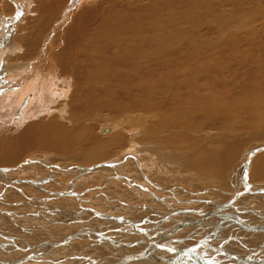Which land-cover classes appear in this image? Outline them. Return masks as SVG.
Segmentation results:
<instances>
[{
  "label": "bare ground",
  "instance_id": "obj_1",
  "mask_svg": "<svg viewBox=\"0 0 264 264\" xmlns=\"http://www.w3.org/2000/svg\"><path fill=\"white\" fill-rule=\"evenodd\" d=\"M12 1L15 2V4H13L17 6V10L20 12L21 9L16 4V0ZM157 1L158 0H156V2ZM213 1L164 0L162 1L163 4H161L165 6V11L171 15V17H169V15L166 17V20L169 22L167 23L163 15L159 16L156 13L160 9H158L154 0H103V2L100 0L101 3L99 0H86L84 7L81 8L78 14L76 13L78 12V6L80 5L79 3L81 0H73L72 4H69L64 16H62L63 19L57 23L60 26L56 25L54 28L52 27V22L58 16L61 6L65 4L66 0H51V3L46 2L37 7L36 12L42 20L39 22L36 19L31 21L33 27L32 30H30L29 37L26 34H24L26 35L24 36L23 31H21L22 34L17 37L19 46L14 43L13 37L8 28V23L2 22L4 23V28L3 30L0 29V200H3L8 194H13L16 197L28 199V201H35L36 204H41L45 210L49 209L48 203L52 202L67 203L68 205L72 202H69V200L72 199L73 202L80 203V201H83L80 199V196L73 194V190H75L79 184H77L79 181H77V178L81 176L80 178L84 179L81 182H86V179H91L94 174L98 172L100 173L96 174L95 177H103L101 176L103 173L113 171L111 172L113 175L110 174L112 182L114 181V183L117 182L123 184V179L129 183V186L131 185L130 188L134 187L133 193H138L139 191L141 194V191L143 192L145 190L151 199L170 208V211H176V214L181 212V214H178L183 215V217L182 221L180 220L177 229L192 225L196 229H201L202 227L208 228L206 237L202 239L197 247L193 248L194 250L191 254L198 253L204 254L205 258L212 257L213 259L208 258L211 264H218L219 260H227V264H264V223L258 225L259 221L264 222V215L262 214L264 212L258 214V212L255 213L252 210H249L251 209L249 204V208H239V204L237 205L235 203L236 200L243 196L242 194L247 192L251 195H264V187H260L259 189L252 188L250 187L252 184L250 185L247 182L250 169L252 181L258 182L264 180V131L257 135H251L253 140H243L240 137L233 138L235 136L229 134L217 135L214 133L209 135L213 137V139L210 140L212 143L217 144L224 140L221 142L224 146L222 147L223 152L218 154L220 155L221 161H214L215 157H213L208 159V161L198 162L197 166H194V169L198 170L208 178H212L216 171L220 169L215 179L217 180V183L219 181H221V183L225 181L224 183L226 187L224 188L221 183H219V186L222 187H217L218 184H214L216 183V181H214L215 179L213 181L210 179L208 183L205 184L206 188H209L208 193L218 191L217 194H219V192L222 193L225 191V193H223L229 195L224 202H218L216 200H205L201 198L200 193H194L191 190L189 191L185 186H177V189L174 186L175 183H173V181L176 182V184L182 182L183 185H185L184 183L186 182H183V180L180 179L181 177H176L174 179L173 175L170 173H165L164 175L160 172L161 167L162 171H165L163 169L164 166L174 168V170L182 166H188L192 169V162L196 158L195 153L201 154L202 152H205V154H203L204 157L207 158L212 156L208 147L203 149V144H199L200 141L196 146L186 147V138L181 137L182 133L186 131L180 126V128H178L179 137L172 138L170 141L173 143L169 144V141L160 139L162 136L161 134L165 133V131L157 128L152 123H149L147 126L146 120L148 117L146 118L139 114H128L130 116L123 114L125 111L141 113L155 110L154 107L158 104L166 109L164 111L169 114L167 117L172 119V126H174L178 123L177 120L180 117L186 119V121H191L193 116H195V112L196 114H200L198 111L193 112L192 109L184 108V106H182V93L185 94L186 90L196 92L197 94L203 93L204 91H212L214 95L211 98L219 101L222 100L227 102L230 100L233 102L240 100L245 102L247 99L251 101V104L243 103V107L231 108L228 106L226 109L229 116L234 117L236 120H258L259 122L264 123V64H261V62H264V18L259 20L254 19L255 21L251 19V21L247 20L246 22H250V24H248V28H245L246 30H242L241 28L237 29L238 26L235 25L237 30L233 37L241 32L246 33L247 35L249 34V37L245 39L247 42L244 40L241 41V39L239 41L234 40V45L231 46L229 44L230 47H232V50H229L230 53L227 52L221 54L224 57L222 58L218 53H222L226 48H224V46L222 47L224 43L221 42L224 39L218 37L219 34L218 36L215 35L209 39L205 32L206 36H203V39L202 37H200L199 40L197 38V36H201L202 31L206 29L204 25H201L205 16L210 18L214 16L215 10L213 11V6L218 3L215 1V4H212L211 2ZM231 1L235 4V7L233 8L231 7L232 5H229ZM231 1L227 0L226 2L231 9H229L228 6V8L226 6L223 8L224 11H226L225 16H220L218 14V17H220L219 19L222 22H225V20L234 21L235 18H237V20H246L251 13L256 11V7L259 6V0ZM222 2L224 3L225 1L222 0ZM261 2L264 3V0H261ZM173 4H176V11ZM218 5L221 6V3ZM155 7L156 10L158 9L157 11H155ZM217 7H215V9ZM16 8L11 5L6 6L7 11H13ZM148 9H150V11ZM161 9H163V7ZM223 9L221 10L223 11ZM216 10L218 11V9ZM162 11H160V13H164V11ZM228 12H230V14H228ZM256 13L257 11L254 14ZM74 17L75 19H73ZM72 20L74 21L71 27H68L67 25H69ZM217 21L218 18L216 17V22ZM206 22L207 21H205V23ZM37 23L42 25L36 26L35 24ZM209 23H207V25ZM228 23L231 25L230 22ZM228 23L226 22V25L218 23H215L214 25L213 23V30L215 31L217 29L219 33H221L220 31L224 27L226 28L229 26L227 25ZM257 23L259 24L254 27ZM48 24L49 26L46 27ZM195 24L197 26L200 24V27L205 29H199L201 32L199 30L194 31L195 29H192V25ZM211 24H209V28L212 30L213 25ZM12 25H14V23ZM209 28L207 29L209 30ZM228 28L230 30V27ZM50 30L51 34L49 35L48 33ZM213 30L211 32L214 33ZM227 32L228 30L226 33ZM46 34L49 35L48 38H46ZM216 38L217 40L221 39L222 41L210 43ZM226 42L227 41H225V43ZM208 43L209 45H207ZM19 47L23 50L20 51ZM230 55H232L234 59L230 58ZM238 58L246 59L239 61ZM224 60L228 61V63L222 66ZM229 63L234 66L230 67ZM241 71H245V73H239ZM251 71L258 72V77L254 80L251 78L252 75H255L256 73ZM197 73L198 75L202 74V77H196L197 75L195 76V74ZM162 75L165 78L161 77ZM208 76H213L215 79H210ZM201 79L203 82L199 85L198 81ZM249 90L251 91L249 95H243L244 92L242 91ZM200 96L201 95H198L197 98ZM202 99H209L208 95ZM176 101L179 102V106L174 110H168L171 107L169 106L171 102ZM197 105L207 111L214 108L207 100L204 103L202 102L200 105ZM207 113L210 114L211 112ZM85 118L86 120H84ZM82 121H90L93 123L103 121L104 124L102 123L101 127L99 126V134L107 135L112 132V135H108L109 137L107 139L103 138L106 140L97 141L95 138H92L91 145L87 147V151L83 152V157L87 163H93L87 166L70 162L74 157L80 159L79 154L81 152H75V150L79 147H81V150L82 148L84 150V147L81 144L88 138L89 134H91L90 129L87 127H84L81 130H79L78 127L77 129L75 128V126ZM68 127L75 128L76 130H69L70 128ZM167 133H171V131L168 129ZM189 133L190 132H187V134ZM134 136L136 139H143L145 145H142L140 142L136 143ZM195 136L196 135H194V137ZM154 140H157V144L152 143ZM166 143L169 144L171 149L177 152L167 153L163 151ZM193 144L194 143H192V145ZM135 148L137 154H130L133 153L132 150ZM183 149H185V151H183ZM237 151H241L238 160L235 165L226 170L225 165L233 161ZM44 152L52 154L40 155ZM69 153H74V156L71 157ZM31 155L34 156V158H32ZM56 155L63 156L64 159H58ZM138 155L142 157L146 156L152 160V162L150 161L148 163L155 165V168L152 167V171L155 170V173L158 176H156V180L158 181L154 184L157 187L161 186L163 188L164 192L161 193L162 196H169L170 201L173 200L174 202H170L169 199H165L154 191H151L148 185L147 188H143L141 184H137L139 180L138 182H136L137 179L134 181V178H131L132 174L130 171L119 174V171H122L120 165L125 164L136 169V174H139L147 183H153L150 179L151 175L148 176L147 173L144 172V167L141 166L144 165V163L139 160L140 158ZM25 156L26 158H24ZM258 156L259 159L255 161V158ZM102 159L106 160L94 163ZM218 165H220V168H217ZM147 170L148 169L145 171ZM183 170L186 171L185 169ZM188 170L190 171V169ZM69 171H71V173H66ZM132 173L134 172L132 171ZM177 174L178 173H176V175ZM67 175L68 178H71L68 181H72V183L69 184L71 188L70 190L59 191L48 186V183L52 181L53 178L58 179L56 181V183H58L57 185L62 184V180ZM178 175L180 176V174ZM192 175L189 177L187 176V178L191 180L195 179L196 181H200V179L202 180L201 177L198 178L197 176L194 177ZM132 176L134 177V175ZM162 177L167 181L165 182L166 184L171 181L173 183H170L172 184L171 187L174 186L175 190H170V185H162L164 182H159V179ZM183 177H185V175ZM104 178L105 180H100L104 183L103 186L101 184V188L103 187L102 189L106 187L105 185L107 182L109 185L111 184L109 180H106V176H104ZM107 178H109V175ZM240 186L244 191H239ZM125 188L127 187L125 186ZM29 189H31L30 192ZM96 189L99 191V188ZM236 189L239 192L238 194L234 192ZM252 190L255 192H252ZM92 192H94V189L91 193ZM213 195L216 196V193ZM182 196L184 198H181ZM187 196L188 200H186V202L188 201V204L190 203L189 201L193 203L209 201V205L214 206V210L215 208H218L217 214L216 211L213 212V210V213H210L211 211L207 213L210 209H207V212L202 210L199 211L200 209L197 210L195 209L196 207H188L187 209L182 210L178 204L182 203L181 201L186 199ZM102 197L104 198L105 195L103 194ZM106 197L109 198L107 195ZM191 197L192 199H189ZM217 197L219 196L217 195ZM57 199L59 200L57 201ZM228 199L230 200L228 201ZM176 200H178L177 203H175ZM241 201H239V203H241ZM153 203L155 202H148L144 205L146 207L143 208L146 212L155 214L158 212L160 215H163V212L161 211L163 209H159L157 206L158 204L156 205V208L152 207L155 206ZM174 203L176 205H174ZM247 203H251V201L248 199ZM259 203L261 204V202ZM83 206L80 207V211H78V214H81L80 219H85L84 216L91 218L89 214L85 215L88 211L91 212L92 215L95 214L96 216L101 217L102 212L100 214V212H98L99 210L92 209L93 207H86V209ZM173 206H175V208ZM129 208L130 207H128V209ZM168 208L167 210H169ZM145 210L143 213H146ZM27 211L31 212L32 210L31 208H27ZM0 212L5 214V216L10 217L9 219L12 220L17 227L21 228V226L13 219L14 216L12 217L9 212L1 208ZM38 212L39 210H37V213ZM166 213H169V211ZM59 215L61 216V214ZM245 215L248 219H251H245ZM154 216L153 218L155 219L156 217ZM163 216L169 215L167 214ZM163 216H160L161 219L163 218L165 221L169 220L168 223L171 221L169 226L175 223L172 217L166 219ZM200 217L203 219L210 218V220L208 222L205 220L206 223L204 224L203 221L201 222L200 220H197ZM231 218L235 220L234 224L231 222ZM117 219H115V221ZM213 219H220L221 223L215 226L217 222L213 223ZM53 220H55V216ZM118 221L130 226L129 223L127 224L126 221L124 222L123 219L117 220V222ZM82 222L85 223L83 220ZM150 223L148 224L150 225ZM144 224L148 225L147 222ZM37 225L39 226V224ZM73 225L70 226L73 227ZM131 225L133 226V224ZM135 226L139 227L138 224ZM155 226L158 231L161 227H165L160 223L155 224ZM153 227L146 226L145 228L139 227V229H141L142 234H150L154 229ZM98 230L99 229L94 230L93 228L91 230L81 231L80 233L76 232V235L71 230L73 232L72 234H63L55 237L53 235L55 233L53 232V234L46 233L47 236H49L48 239L45 241L43 240L41 244L33 247V249L29 251L26 256L24 255L23 258L20 256L21 258L19 257L14 260H8L6 264H30L39 261L37 256L42 255V252L45 249L51 250L54 241L62 240L71 243V245L80 244L81 240L79 239L81 238L79 237L85 234L87 235L88 232H92L95 235L97 242L92 246L87 242L90 241V239L85 240L92 247H82L83 251H92L93 253L100 254L102 257L100 256L99 259H101V261L98 262L93 256L90 262L94 263L88 262L85 264H119L126 256L144 251L141 249L138 250L142 245H147L148 247L146 248H149L152 244L162 246L163 250L172 247L171 249H175V251L166 250V253L169 252L179 255L180 250L178 251L176 249L178 247L176 246L185 244L184 242L181 243L182 241L179 240V237L172 238L171 235L164 237L154 236L152 238H146L145 236V238L142 237L139 238V240L137 239L140 241L139 243H135L138 242L135 241V239V242L133 241L134 243H121V240V242H119L110 238L108 233L107 237H103ZM243 230H251V234L245 233V235H251L253 238L246 237L248 239H245V236L238 235ZM201 231L202 230H200V232ZM22 232L25 233L24 230ZM192 232H194V230ZM221 234L227 235L224 237L225 240H222ZM151 235L153 236L154 232ZM218 238L220 239L218 240ZM259 238L260 243H258L255 249L247 243L248 241L253 245ZM76 240H79L80 243H76ZM92 240L91 242H94V240ZM126 241L128 242V240ZM232 241H236L238 245L240 242V245L244 249H242L243 251L240 255L237 254V252H234L228 254V256H223L220 255V253H216V250H214L216 243L217 245L227 246ZM252 241H254V243ZM179 243L181 244L177 245ZM213 243L214 246L212 245ZM61 245L63 244H60V246ZM128 248H131V251ZM183 249L187 250V247ZM163 250H151V252H153L152 257L133 260L127 264H172L173 261L162 258L161 251ZM9 252H11V250H9ZM9 252H5L0 256H9ZM234 255L236 257L238 255H244V258L238 259V257L233 261L231 256ZM68 257L69 256H67V258ZM111 258H114L112 263H106L109 260L111 261ZM40 259L42 258L40 257ZM115 259L117 260L116 263H114ZM67 261H69V259ZM180 264L192 263L186 260L181 261Z\"/></svg>",
  "mask_w": 264,
  "mask_h": 264
},
{
  "label": "rangeland",
  "instance_id": "obj_2",
  "mask_svg": "<svg viewBox=\"0 0 264 264\" xmlns=\"http://www.w3.org/2000/svg\"><path fill=\"white\" fill-rule=\"evenodd\" d=\"M72 1L73 0H66V2H65V4L63 5V6H61V9H60V11H59V13H58V16L53 20V22H52V24H53V26L52 27H56V25H58L57 23H59V21H61L62 19H63V17L62 16H64V14H65V12L67 11V9H68V7H69V4L71 3L72 4ZM155 2H156V0H154ZM162 1H164V0H158L157 2H156V4H157V7H158V9H160V10H158L159 11V13H158V11L156 10V7L154 8L155 9V11H157L156 13L159 15V16H161V15H163V17H165V21L167 22V23H169L167 20H166V17H168V13H167V11H165V6H163L162 4H163V2ZM213 1V0H212ZM215 1H216V3H218V4H220L221 3V6H223V7H221L220 5H218V4H215ZM225 2L223 3L222 2V0H214L213 2H211L212 4L214 3L215 4V6H213L214 8H213V11H214V16H212L211 18L210 17H206L205 16V19H204V21H203V23L201 24V25H204L205 26V28H201L200 26V24L197 26L196 24L195 25H192V29L194 30V31H197V30H199V29H205V30H207V31H202V33H201V36H197V38H198V40H199V38L200 37H202V39H203V36H206L205 35V32H206V34H207V36H208V38L210 39L211 37H213V36H215V35H217L218 36V34H219V36L218 37H220L221 39H224L223 41L221 40V39H218L217 40V38L216 39H214V40H212V42H210V43H214V42H218V41H222L221 43H224L223 45H222V47L224 46V48H226V50H228V51H222V53H218V55H221V54H223V53H230V51L229 50H232V47H230V45L232 46V45H234L233 43H234V40L235 41H239L240 39H241V41H245V42H247L245 39H247L249 36V34L247 35L246 33H240V34H238L237 36H234L233 37V35L236 33V30L237 29H239V28H241L242 30H246L245 28L247 27L248 28V24H250V22L248 23V22H246L247 20L248 21H251V20H254V19H256V20H259V19H262V18H264V3H262L261 2V0H259V2H261V3H259L258 2V7H256V11H257V13L256 14H254L255 12H253V13H251L250 14V18L249 17H247L246 18V20L245 19H240V20H237V18H235V20L233 21V20H225V22L223 21H221L219 18L220 17H218V14L220 15V16H225V12L226 11H224V9L223 8H225V6L227 7H229V9H231V7L233 8V7H235V4L231 1V3H229V5L231 6H229L228 5V3H226L227 2V0H224ZM46 2H50L51 3V0H16V4L18 5V7L21 9V11L20 12H18V8H16L17 6H15L14 4H15V2L14 1H12V0H0V21H1V23H0V29H2L3 30V28H4V23L6 22V23H8V28H9V30H10V34L12 35V37H13V40H14V43L17 45L19 42H17L18 40H17V37L18 36H20L22 33H21V31H23V35L24 34H26L27 36L28 35H30V30H32V23H31V21H34L35 19L39 22L40 20H42V18L40 17V16H38V14H37V12H36V9H37V7L39 6V5H42V4H44V3H46ZM99 2H100V0H99ZM101 2H103V0H101ZM100 2V3H101ZM158 2H159V4H158ZM14 3V4H13ZM86 3V0H81V2L79 3L80 5L78 6V12L76 13V14H78L79 12H80V10H81V8L82 7H84V4ZM162 3V4H161ZM70 4V5H71ZM104 4V3H103ZM261 4V5H260ZM7 5H11V6H13V7H15L16 9L15 10H13V11H7L6 10V6ZM174 6V9H175V11L177 10L176 9V4H173ZM160 6V7H159ZM218 6V7H217ZM221 8H220V7ZM163 7V9H161ZM215 7H217L216 9H218V11L215 9ZM227 7V8H228ZM262 8V9H261ZM221 9H223V11L221 10ZM149 11H150V9H148ZM164 11V13H165V15H164V13H160V11ZM167 10V9H166ZM221 10V11H220ZM162 11V12H163ZM212 11V10H211ZM172 12V11H171ZM170 12V13H171ZM221 12V13H220ZM259 12V13H258ZM215 14H216V16H215ZM223 14V15H222ZM228 14H230V12H228ZM258 14V15H257ZM252 15V16H251ZM2 16H3V18H2ZM169 17H171V15H169ZM216 17L218 18V21L216 22ZM73 19H75V17L73 18ZM251 19V20H250ZM219 20H220V23H219ZM245 20V21H244ZM73 21L74 20H72V21H70V23H69V25H67L68 27H71V25H72V23H73ZM165 21H163L164 23H166ZM205 21H207L206 23H205ZM210 23H209V22ZM255 21V20H254ZM2 22H4V23H2ZM228 23V22H230V24L231 25H229V23L227 24V25H229V26H227L226 28L224 27L220 32L221 33H219V31L217 30H213L214 29V25H215V23H218V24H222V25H226L225 23ZM232 22V23H231ZM14 23V25H12ZM207 23H209V24H211V25H213V23H214V25H213V28H212V30L214 31V33L213 32H211L212 30H211V28H209V24L207 25ZM237 23V24H236ZM62 24V23H61ZM259 23H257L254 27H256L257 25H258ZM36 26H40V25H42V24H40V23H37V24H35ZM55 25V26H54ZM207 25V26H206ZM233 25V26H232ZM238 26L237 27V29L235 28L236 26ZM239 25H240V27H239ZM44 26V25H43ZM49 26V24L48 25H46V27H48ZM58 26H60V25H58ZM27 27H28V29H27ZM228 27H230V30H229V28ZM31 28V29H30ZM207 28H209V30L207 29ZM228 28V29H227ZM232 28H235V29H232ZM219 29V28H218ZM228 30V32L226 33V31ZM234 30V31H232V30ZM226 30V31H225ZM28 31V32H27ZM200 31V30H199ZM223 31H225V32H223ZM26 32V33H25ZM201 32V31H200ZM208 32V33H207ZM65 33H66V31H65ZM212 33V34H211ZM226 35H224V34ZM49 35L51 34V30L49 31V33H48ZM48 34H46V38H48ZM203 34V35H202ZM224 35V36H222V35ZM245 34V35H244ZM26 35H24V36H26ZM242 35V36H241ZM229 36V37H228ZM29 37V36H28ZM27 37V38H28ZM223 37V38H222ZM227 38V39H226ZM233 41H231V40ZM238 39V40H237ZM225 41H227L226 43H225ZM229 41V42H228ZM232 42V43H231ZM228 43V44H227ZM230 44V45H229ZM207 45H209V43L207 44ZM226 45V46H225ZM18 46H19V44H18ZM229 47V48H228ZM5 48V47H4ZM19 49H20V51L21 50H23L21 47H19ZM19 49H18V51H19ZM221 57L222 58H224L222 55H221ZM220 57V58H221ZM230 58H233L234 59V57L232 56V55H230ZM235 58H237V57H235ZM244 59H246V58H238V60L239 61H242V60H244ZM228 63V61H226V60H224V64H222V66H224L225 64H227ZM261 64L263 65L264 64V62L262 63L261 62ZM229 65H230V67H232V66H234V65H231L230 63H229ZM246 71V70H245ZM245 71L244 72H239V73H245ZM251 72H254V73H256L255 75H252V80H254V79H256V77H258V72H255V71H251ZM197 75V76H196ZM202 74H199L198 75V73L197 74H195V76L196 77H202L201 76ZM161 77H163V78H165L163 75L161 76ZM208 77H210V79H215V77H213V76H208ZM201 81V82H200ZM200 81H198L199 82V85L200 84H202V79L200 80ZM71 85H72V83H71ZM71 88H72V86H71ZM250 91V90H249ZM249 91H242V92H244L243 93V95H245V96H247V95H249L250 93H251V91L249 92ZM208 95V98L209 99H206L214 108H212V109H209V111H207L206 109H204V108H201L200 106H198L197 104H199L200 105V103H204L206 100H203L202 98L203 97H207V95ZM198 95H201L199 98H197V96ZM203 95V96H202ZM213 95H214V93L212 92V91H204L203 93H200V94H197L196 92H191V91H189V90H186V93L184 94V93H182L181 94V102H182V106H184V108H189V109H192L193 110V112H195V111H198L200 114H196V112H195V116H193V119L189 122V121H186V119H184V118H179L178 120H177V122L178 123H176L174 126H172V119H170L169 117H167V116H169V114H167V113H165L166 111H164V110H166L164 107H162V106H160V105H156L155 107H154V109L155 110H150V111H147V112H141V113H133V112H131V111H125V113H123V114H131V115H134V114H139V115H143V116H145L146 118H147V120H146V124H147V126L149 125V123H152L153 125H155L157 128H160L161 130H163V131H165V133H163V134H161L162 136H163V138H162V136L160 137V139H162V140H164V141H169L168 143L169 144H172L173 142H171L170 140L172 139V138H175V137H179V135H178V133H179V129L178 128H180V127H182L183 128V130H185L186 132H183L182 133V135H181V137L182 138H186V144H187V146L186 147H193V146H196L197 144H198V142L200 141V145H202L203 144V146H202V148L203 149H205V148H209V151H211V153H212V156L210 157V158H207V157H204V154H205V152H202L201 154L199 153H195V159H194V161L192 162V169L190 168V167H186V166H182V167H178L176 170H174V168H169V167H166V166H164L163 167V169L165 170V171H162V167H161V173L162 174H164L165 175V173H170L171 175H173V177H174V179L176 178V177H178V178H180L181 180H183V182L185 181L186 183H184L185 185H183V183L181 182V183H178V184H176V182H174L173 181V183H175L174 184V186L178 189V187H182V186H185V188L187 189V190H191V191H193L194 193H200V195H201V198H203V199H205V200H213V201H218V202H224V200H226V198H228L229 197V195L226 193V195L224 194L225 193V191H223L222 193H220L219 192V194H217L218 193V191H216V192H211V193H208L209 192V188H206V186H205V184H207L208 183V181L210 180V179H212V181L216 178V176L218 175V172H219V170H217L216 171V173H215V175L212 177V178H208V177H206L205 175H203V174H201L198 170H195L194 168V166H197V163L198 162H205V161H208V159H211V158H213V157H215V159H214V161L215 160H217V162H219V160L221 161V158H220V155H218L219 153H221V152H223V148L222 147H224L223 146V144L221 143V142H223V141H221V142H219V143H217V144H215V143H212V142H210V140L211 139H213V137L212 136H209V135H211V134H229V135H232V136H235V137H233V138H236V137H240L241 139H243V140H253V137L251 136V135H257V134H259V133H261L262 131H264V123H262V122H259L258 120L257 121H255V120H236V119H234V117H231V116H229V114H228V112H227V107L228 106H230L231 108H237V107H243L244 105H243V103H246V104H251V101L250 100H248L247 99V101L245 100V102H243V101H240V100H237V101H227V102H224V101H219V100H216V99H212L211 97H213ZM179 102L178 101H176V102H171V104L169 105V106H171L168 110H174V109H176V107H178L179 106V104H178ZM253 103V102H252ZM207 112H211L210 114H208ZM121 115V114H120ZM102 116H105V115H102ZM123 116V115H122ZM128 116H130V115H128ZM153 117V118H152ZM84 120H86V118L84 119ZM169 122H168V121ZM81 121V120H80ZM150 121V122H149ZM81 124V128H80V124ZM78 124H77V126H75V128L77 129V127L79 128V130H81L82 128H84V127H87V128H89L90 129V131H91V134H89V136H88V138L81 144L83 147H84V150H83V148H82V150L80 149L81 147H79V148H77L76 150H75V152L77 151V152H81L80 154H79V156H80V159H78V157H74L70 162H75L76 164H78V165H84V166H87V165H90V164H93V163H87V161L84 159V153L83 152H85V151H87L86 149H87V147H89L90 145H91V140H92V138H95L97 141H99V140H106L109 136H111L112 134V132H110L109 134H107V135H101V134H99V126L101 127V124L103 123V121H101V122H98V123H93V122H90V121H82V122H79ZM100 123V124H99ZM83 124V125H82ZM85 124H87V125H85ZM99 124V125H98ZM104 124V123H103ZM146 126V127H147ZM180 126V127H179ZM98 127V128H97ZM68 128H70V127H68ZM75 128H70L69 130H76ZM170 130L171 131V133H167V130ZM199 132H198V131ZM72 132V131H71ZM187 132H190L189 134H187ZM198 135H197V134ZM74 134V133H73ZM100 135H101V137H100ZM109 135V136H108ZM194 135H196L195 137H194ZM16 136V135H15ZM96 136V137H95ZM103 136H105V137H103ZM125 137H126V135H125ZM190 137V138H189ZM98 138V139H97ZM103 138H106V139H103ZM126 139V138H125ZM134 139H136V137L134 136ZM227 139V138H226ZM127 141V140H126ZM144 140L143 139H136V143H138V142H140L142 145H145L144 143L145 142H143ZM206 141V142H205ZM229 141H230V139H229ZM203 142V143H202ZM207 142H209V143H207ZM152 143H154V144H157V140H154V141H152ZM192 143H194L193 145H192ZM169 144H165L164 145V148H163V151H165V152H167V153H174V152H177V151H175V150H173V149H171L170 147H169ZM80 149V150H79ZM132 150V149H131ZM135 150V151H134ZM134 150H132V152L133 153H130V154H132V155H134V154H137V151H136V148L134 149ZM183 151H185V149H183ZM74 152V153H75ZM240 152L241 151H237L236 153H235V156H234V158H233V161H231L230 163H228V164H226L225 166V169L226 170H228V169H230L233 165H235V163H236V161L238 160V157H239V154H240ZM74 153H69V155L71 156V157H73L74 156ZM204 153V154H203ZM261 153V152H260ZM43 154H52V153H49V152H44V153H41L40 155H43ZM55 155V154H54ZM198 155V156H197ZM261 155V154H260ZM262 155H263V153H262ZM139 156V160L140 161H142L143 163H144V165H141V166H143L144 168H146V169H148L147 171H145L146 169H144L143 168V170H144V172L145 173H147V175L149 176V175H151L150 176V179L152 180V182L153 183H147L145 180H143L142 179V177L139 175V174H136L137 172H136V169H134L132 166H127V165H125V164H123V165H120V168H121V170L123 171H119V174L121 173V174H123L124 172H127V171H130V173L132 174V175H134V177L131 175V178H134V181L136 180V182H138V180H139V182L137 183V184H141V186H143V188H147L148 186L150 187V189H151V191H154L155 193H157L159 196H161V197H163V198H165V199H169V201H170V197L169 196H162L161 195V193H163L164 192V190H163V188L161 187V186H159V187H157L154 183H157V181L158 180H156L157 179V174L155 173V170H153L152 171V167H154L155 168V165L154 164H151V163H148V162H152V160L150 159V158H148V157H146V156H140V155H138ZM137 156V157H138ZM31 157L32 158H34V156H32L31 155ZM44 157H46V156H44ZM56 157L58 158V159H61V160H63L64 159V157L63 156H59V155H56ZM24 158H26V156L24 157ZM106 159H108V158H106ZM106 159H102V160H98V161H96V162H94V163H97V162H100V161H103V160H106ZM256 160L255 161H257L258 159H259V156L257 157V158H255ZM149 160V161H148ZM69 162V161H68ZM134 165V164H133ZM135 166V165H134ZM129 167V168H128ZM131 167H132V169H131ZM148 167V168H147ZM150 167V168H149ZM153 168V169H154ZM217 168H220V165H218L217 166ZM127 169V170H126ZM181 169H182V171H181ZM183 169H185L186 171H184ZM188 169H190V171L188 170ZM71 170H72V168H71ZM135 173H132V171ZM150 170V171H149ZM179 171V172H178ZM111 172H113V171H111ZM110 171L107 173H103L101 176H103V177H95V175L96 174H99L100 172H98V173H96V174H94V176L91 178V179H86V182H81V181H83L84 179H82V178H77V187L75 188V190H73V194H75V195H78V196H80V199L81 200H83V201H80V203L79 202H73V200L72 199H70L69 200V202L70 201H72L70 204H68V205H70V206H68L67 205V203H59V202H52V203H48V207H49V209L48 210H45L44 209V207L41 205V204H36V202L35 201H28V199H22L23 197H16L15 195H13V194H8L7 196H5L4 198H3V200H0L1 202H0V208L1 209H3V210H5V211H7V212H9L11 215H12V217H13V219L17 222V224H19L20 226H21V228H19V227H17L15 224H14V222H12V220H10L9 218L10 217H7V216H5V214H2L1 212H0V215L2 216H0V255H3V253H5V252H9V250H11V252H9L10 253V255L9 256H0V264H6L7 262H8V260L10 261V260H14L15 258H19L20 256L23 258L24 257V255L26 256L27 255V253L29 252V251H31L32 249H33V247H36L37 245H39V244H41L42 242H43V240L45 241L46 239H48L49 238V236H47V234L46 233H49V234H53V233H55V234H53L54 235V237L55 236H61V235H68V234H72L73 232L75 233V235H76V232H78V233H80L81 231L83 232V231H87V230H91V229H93L94 228V230H97V229H99L98 231L101 233L100 235H102L103 237H107L108 236V234H109V236H110V238H112V239H114V240H116V241H119V242H121V243H134L135 241H138L139 240V238H142V237H144L145 238V236H146V238H152V237H154V236H157V237H164V236H168V235H171L172 236V238H175V237H179V240H181L182 242L181 243H185V244H187V245H185V244H183V245H180L181 243H179V244H177V245H180V246H176V247H178V248H176L180 253L182 252V250L184 251L185 249H183V248H186L187 247V249H188V247L190 248H195V247H197L199 244H200V242L202 241V239L203 238H205L206 237V233H207V229L208 228H206V227H202L201 229H196V228H194V226L192 227V226H189V227H185V228H180V229H177V227H178V225L180 224V220L182 219V217H183V215H179L178 213H180L181 214V212H178L177 214L175 213V214H173V213H171V217H172V219L175 221V223H173L172 225H170L169 226V224L171 223V221H170V223H168L169 222V220H167V221H165V220H163V218L161 219V217H162V215H160V213H150V212H146V210L143 208V207H146V206H144L146 203H148V202H155V203H153V205H155V206H152V207H157L158 206V208L159 209H163V210H161L162 212H167V211H170V208H168V207H165V205H162V204H160V203H158L156 200H153V199H151L148 195H147V193H146V191L144 190L143 192L141 191V194L139 193V191H138V193L137 192H134L133 193V189H134V187L133 188H130L131 187V185L129 186V183L128 182H126V181H124L123 179H122V181H123V184H120V183H114V181L112 182V180H111V176H110V174H112ZM174 172V173H173ZM66 173H71V171H69V172H66ZM176 173H178V174H180V176L177 174L176 175ZM107 174V175H106ZM183 174V175H182ZM193 174V175H192ZM108 175H109V178H107L108 177ZM113 175V174H112ZM185 175V177H183ZM194 176V177H198V178H202V180L200 179V181H196L195 179H188L187 178V176L189 177V176ZM104 176H106V180H109L110 182H111V184L109 185L108 184V182H107V184L105 185L106 187H104V189H102L101 188V184H102V186L104 185V183H103V181H100V180H105V178H104ZM135 176H137V177H135ZM157 176V177H156ZM0 177H1V175H0ZM165 177V176H164ZM164 177H162L161 179H159V182H164V184H162V185H164V186H167V185H170L169 186V189L171 190H175V187L173 186V187H171L172 186V182L171 181H169L168 182V184H166L165 182H167V181H165L164 180ZM193 177V178H194ZM64 178V177H63ZM98 178H99V180H98ZM155 178V179H154ZM185 178V179H184ZM69 179H71L70 177L68 178V175L62 180V184H59V185H57L58 183H56V181L58 180L57 178H53V180L52 181H50L49 183H48V186H50L52 189H54V190H59V191H64V190H70L71 188H70V186H69V184H71L72 183V181L70 182V181H68ZM252 179V175H251V169H250V172H249V174H248V180H247V182L251 185L250 187H252V188H257V189H259L260 187H264V180L263 181H252L251 180ZM61 180V179H60ZM191 180V181H190ZM63 181H65V182H63ZM97 181V182H96ZM133 181V180H132ZM177 181V180H176ZM195 181V182H194ZM214 181H216V183H214L215 185H217L218 184V186L217 187H222V186H219V183H221V181H219L218 183H217V180L215 179ZM34 182H35V180H34ZM94 182V183H93ZM96 182V183H95ZM140 182H142V183H140ZM199 182V183H198ZM205 182V183H204ZM225 182V181H224ZM221 183L222 185H223V187L225 188L226 187V185H225V183ZM93 183V184H92ZM170 183H172V184H170ZM201 183V184H200ZM94 184H95V186H94ZM113 184H114V186H113ZM131 184V183H130ZM161 184V183H160ZM204 186H203V185ZM248 184V185H249ZM99 187H98V186ZM116 185V186H115ZM148 185V186H147ZM125 186L127 187V188H125ZM178 186V187H177ZM92 187H93V189H94V192H92L91 193V191H93V189H92ZM239 187V186H238ZM242 187H243V185H242ZM241 186H240V189H239V191H242L243 189H241L242 188ZM96 188H99V191H98V189H96ZM130 188V189H129ZM1 189V188H0ZM126 189V190H125ZM199 189V190H198ZM97 190V191H96ZM104 190V191H103ZM31 191V189H29V192ZM35 191V190H34ZM86 191V192H85ZM202 191V192H201ZM244 191V190H243ZM175 192V191H174ZM230 192V191H229ZM234 192H236L237 194L239 193L238 192V190L236 189ZM252 192H255V191H253L252 190ZM94 193V194H93ZM191 193V192H190ZM216 193V196L215 195H213V194H215ZM257 193V192H256ZM92 194V195H91ZM103 194L105 195V197L103 198L102 196H103ZM176 194V193H175ZM106 195L109 197V198H107L106 197ZM204 195V196H203ZM217 195L219 196V197H217ZM243 196H241L238 200H236L235 201V203L238 205V206H240L239 208H242V207H245V208H247L248 207V204H249V207L251 208V209H249V210H252L253 212H255V213H257L258 212V214H260V212H264V207H263V205H264V195H262L261 196V194H256V195H251V194H249V192H247V193H245V194H242ZM248 195V196H247ZM128 196V197H127ZM138 196H139V198H138ZM184 196V195H183ZM181 197V198H184V197ZM221 196V197H220ZM228 196V197H227ZM8 197V198H7ZM256 197V198H255ZM21 198V199H20ZM180 198V199H181ZM186 198V197H185ZM251 201V203H247L248 202V199ZM189 199H192V197L191 198H189ZM218 199V200H217ZM231 199V198H230ZM230 199H228V201L230 200ZM8 200V201H7ZM20 200V201H19ZM59 199H57V201H58ZM182 200V199H181ZM186 200H188V196H187V198L186 199H183L181 202L182 203H179L178 204V206H180L181 208H182V210H184V209H187L188 207H196L195 209H197V210H199V211H208L209 209V211L207 212V213H209L210 211V213H213L214 211H216V214H217V210H218V208H215V210H214V206H212V205H209V201H207V202H203V203H199V202H191V201H189L190 203L188 204L187 202H186ZM223 200V201H222ZM241 200H244V201H241ZM257 201V202H255V201ZM260 200V201H259ZM12 201V202H11ZM239 201H241V203H239ZM22 202V203H21ZM27 202V203H26ZM68 202V203H69ZM135 202V203H134ZM170 202H174L173 200H171ZM178 202V200H176L175 201V203H177ZM184 202V203H183ZM259 202H261V204L259 203ZM79 203V204H78ZM138 203V204H137ZM174 203V205H176ZM196 203V204H195ZM208 203V204H207ZM234 203V204H235ZM254 203V204H253ZM17 204V205H16ZM26 204V205H25ZM28 204V205H27ZM30 204V205H29ZM158 204V205H157ZM188 204V205H187ZM197 204H198V206H197ZM243 204V205H242ZM252 205V207H251V205ZM259 204V205H258ZM41 205V206H40ZM84 205V206H83ZM123 205V206H122ZM157 205V206H156ZM206 205H208V206H206ZM255 205V206H254ZM6 206V207H5ZM8 206V207H7ZM23 206V207H22ZM34 206V207H33ZM37 206V207H36ZM93 207L92 209H95V210H99L98 212H100V214H101V212H102V214H101V217H98V216H96L95 214H93L92 215V213L91 212H87V213H85V215L86 214H89L90 216H91V218L90 217H85L84 215H82V216H84V218L85 219H80V215L81 214H78V211H80V207ZM199 206H200V208H199ZM212 206V207H211ZM10 207V208H9ZM56 207V208H55ZM66 207V208H65ZM128 207H130L129 209H128ZM132 207V208H131ZM135 207V208H134ZM174 208H175V206H173ZM206 207V208H205ZM248 207V208H249ZM21 208H23V209H21ZM27 208H31V210L33 211H27ZM34 210H33V209ZM69 208H73V209H69ZM86 208V209H87ZM138 208V209H137ZM167 208L169 209V210H167ZM212 208V209H211ZM62 209H63V211H62ZM67 209V210H66ZM79 209V210H78ZM102 209V210H101ZM208 209V210H207ZM22 210H25V211H22ZM37 210H39V212L37 213ZM66 210V211H65ZM143 210V211H142ZM144 210H145V212L146 213H143L144 212ZM212 210H213V212H212ZM256 210V211H255ZM262 210V211H261ZM35 211H36V213H35ZM68 211V212H67ZM71 211V212H70ZM74 211V212H73ZM160 211V212H161ZM42 212V213H41ZM48 212V213H47ZM50 212V213H49ZM14 213V214H13ZM41 213V214H40ZM69 213H70V215H69ZM83 213V212H82ZM107 213V214H106ZM45 214V215H44ZM59 214H61V216L59 215ZM63 214V215H62ZM103 214H105V215H103ZM263 215H264V213H262ZM23 215V216H22ZM58 215V216H57ZM105 216V217H103V216ZM108 215H111V216H108ZM113 215V216H112ZM115 215V216H114ZM119 215V216H118ZM155 215V216H154ZM17 218H16V217ZM25 216V217H24ZM52 216H53V218H54V216H55V220H53V218H52ZM66 216V217H65ZM78 218H77V217ZM145 216V217H144ZM153 216L154 217H156L155 219L153 218ZM161 216V217H160ZM5 217V218H4ZM19 217V218H18ZM21 217V218H20ZM108 217V218H107ZM149 217V218H148ZM202 217V216H201ZM199 218V219H197V220H200L201 222L203 221L204 222V224L206 223V222H208L209 220H210V218H207V219H203V218ZM61 220H60V219ZM106 218V219H105ZM113 218V219H112ZM118 218V219H117ZM179 218V219H178ZM181 218V219H180ZM64 219H66V220H64ZM67 219H69V220H67ZM72 219V220H71ZM77 219H79V220H77ZM100 219V220H99ZM108 219V220H107ZM115 219H117V220H124V222L126 221L127 222V224L129 223V225L130 226H127V225H125V224H123L122 222H120V221H118V222H120V223H118L117 222V220L115 221ZM150 219V220H149ZM153 219V220H152ZM232 219V218H231ZM245 219H248L247 217H246V215H245ZM249 219H251V218H249ZM248 219V220H249ZM9 220V221H8ZM32 222H31V221ZM76 220V221H75ZM82 220L86 223H83L82 222ZM88 220V221H87ZM155 220V221H154ZM171 220V219H170ZM205 220H206V222H205ZM214 220V222L213 223H216L217 222V224L215 225V226H217V225H219L221 222H220V219H213ZM20 221V222H19ZM37 221V222H36ZM56 221V222H55ZM80 223H78V222ZM129 221H131V222H129ZM212 221V220H211ZM39 222V223H38ZM46 222V223H45ZM54 222V223H53ZM59 222V223H58ZM61 222V223H60ZM100 222V223H99ZM102 222H103V224H102ZM147 222V224L148 223H150V225L148 224V225H146V224H144V223H146ZM156 222V223H155ZM231 222H233V224L235 223V220L234 219H232V221ZM33 223V224H32ZM36 223V224H35ZM82 223V224H81ZM94 223V224H93ZM99 223V224H98ZM157 224V223H160V224H162V225H164L165 227H161V229L158 231V230H156V226H155V224ZM188 223H190V222H188ZM264 222H258V225H260V224H263ZM37 224H39V226L37 225ZM61 224V225H60ZM67 224V225H66ZM72 226L73 224V227H71L70 225ZM78 224V225H77ZM131 224H133V226L131 225ZM136 224H138V226L141 228V227H143V228H145L146 226H149V227H153V225H154V229L152 230V232H150V234H142V232H141V229H139V227H136L135 225ZM143 224V225H142ZM152 224V225H151ZM27 225V226H26ZM43 225V226H42ZM63 225V226H62ZM65 225V226H64ZM87 225V226H86ZM88 225H90V226H88ZM168 225V226H167ZM174 225V226H173ZM70 226V227H69ZM85 226V227H84ZM105 226V227H104ZM17 227V228H16ZM30 227H32V228H30ZM34 227V228H33ZM41 227V228H40ZM49 227V228H48ZM68 227V228H67ZM84 227V228H83ZM103 227V228H102ZM131 227V228H130ZM16 228V229H15ZM35 228H37V229H35ZM96 228V229H95ZM142 228V229H143ZM194 228V229H193ZM34 229V230H33ZM46 229V230H45ZM54 229V230H53ZM63 229V230H62ZM70 229V230H69ZM85 229V230H84ZM134 229V230H133ZM174 229V230H173ZM17 230V231H16ZM21 230V231H20ZM25 231V233L24 232H22V231ZM45 230V231H44ZM66 230V231H65ZM68 230V231H67ZM73 232H72V231ZM119 230H122V231H119ZM157 232H156V231ZM194 230V232H192ZM200 230H202L201 232H200ZM30 231V232H29ZM148 231V230H147ZM177 231V232H176ZM206 231V232H205ZM233 231V230H232ZM249 231V232H248ZM251 230H243L242 232H240L238 235H242V236H245V239H248V238H246V237H249V238H253L251 235H245V233H247V234H251L252 232H250ZM32 232H34V233H32ZM38 232V233H37ZM53 232V233H52ZM61 232V233H60ZM120 232V233H119ZM122 232V233H121ZM153 232H154V235L152 236L151 234H153ZM175 232V233H174ZM196 232V233H195ZM28 233V234H27ZM58 233V234H57ZM108 233V234H107ZM156 233V234H155ZM10 234V235H9ZM92 234V235H91ZM137 234V235H136ZM162 234V235H161ZM173 234V235H172ZM37 235V236H36ZM86 235V234H85ZM85 235H83V236H81V237H79V238H81V239H79V240H81V243L79 242V240H76V243H80V244H76V245H71V243H68V242H65V241H62V240H57V241H54L53 242V248H51V250L50 249H48V250H46V252H45V250L43 251V250H41V251H43L42 252V255H40V256H37V258H38V260L39 261H36V262H33V263H30V264H68L69 262V264H73V263H76V264H85V263H94V262H90V260H91V258L94 256L95 258H96V261H98V262H100L101 261V259H99L100 258V254H97V253H93L92 251H83V249H82V247H87V246H89V247H92V246H94L95 245V242H97L96 241V239H95V235L92 233V232H88V234L85 236ZM89 235H91L92 236V239L94 240V242H91V236H89ZM105 235V236H104ZM189 235H191V236H189ZM222 235V240H225L224 239V237H226L227 235L225 234H221ZM133 236H135V237H133ZM136 236H137V238H136ZM139 236V237H138ZM203 236V237H202ZM229 236V235H228ZM236 237H238V236H236ZM87 238V239H86ZM119 238V239H118ZM126 238V239H125ZM131 238V239H130ZM38 239V240H37ZM90 239V241H87V242H89V244H91V245H89L85 240H89ZM134 239H135V241H134ZM138 239V240H137ZM184 239V240H183ZM220 238H218V240H219ZM227 239V238H226ZM85 242H84V241ZM92 240V241H93ZM121 240V241H120ZM126 240H128V242L126 241ZM131 241V242H130ZM134 241V242H133ZM247 241V240H246ZM59 244H58V243ZM140 241H138V242H135V243H139ZM179 242V241H178ZM177 242V243H178ZM253 243H254V241H252ZM257 242H259L258 240H257ZM56 243V244H55ZM84 243V244H83ZM86 243V244H85ZM189 243V244H188ZM247 243L250 245L251 243H249L248 241H247ZM18 244V245H17ZM30 244V245H29ZM60 244H63V245H61L60 246ZM66 244H67V246H66ZM69 244V245H68ZM231 246H230V245ZM227 246H221V245H217V243L215 244V247L217 246V249H219V250H223V252L227 255V254H229V253H234V252H237V251H235L234 249L235 248H237V245H238V243H236V241H232L231 243H229ZM235 244H237V245H235ZM65 245V246H64ZM185 245V246H184ZM213 246H214V243L212 244ZM239 245H240V242H239ZM238 245V247L241 249L242 248V246L240 247ZM59 246V247H58ZM109 246H112V245H109ZM184 246V247H183ZM219 246V247H218ZM25 247V248H24ZM32 247V248H31ZM55 247V248H54ZM69 247V248H68ZM72 247V248H71ZM144 247V248H143ZM146 247H148L147 245H142V247H139L138 248V250H145V248ZM181 247V248H180ZM167 248V247H166ZM172 247H168L166 250H168L169 251V249H171ZM180 248V249H179ZM238 248V249H239ZM253 248V247H252ZM56 249V250H55ZM58 249V250H57ZM68 249V250H67ZM109 249H111V248H109ZM129 250L131 249V248H128ZM147 249V248H146ZM63 250V251H62ZM81 250V251H80ZM166 250L164 251H161V253H162V258H164V259H167V260H170V261H173L177 256L179 257L180 256V253H179V255H177V254H172V253H169V252H167L166 253ZM61 251V252H60ZM66 253H65V252ZM131 251V250H130ZM72 254H71V253ZM86 252H88V253H86ZM239 252V251H238ZM238 252H237V254H238ZM49 253V254H48ZM81 253V254H80ZM241 253V252H240ZM43 254H45V255H43ZM55 254H57V255H55ZM66 254V255H65ZM83 254H84V256H83ZM87 254V255H86ZM94 254V255H93ZM102 254H104V253H102ZM170 254V255H169ZM18 255V256H17ZM49 255V256H48ZM54 255V256H53ZM172 255V256H171ZM53 256V257H52ZM67 256H69L68 258H67ZM73 256V257H72ZM166 256V257H165ZM9 257H11V258H9ZM20 257V258H21ZM40 257L42 258V259H40ZM72 257V258H71ZM78 257V258H77ZM88 257V258H87ZM102 257V256H101ZM169 257V258H168ZM233 257H235V258H233ZM239 257V255L236 257L235 255L234 256H231V258L233 259V261H235L237 258ZM47 258V259H46ZM64 258V259H63ZM74 258V259H73ZM171 258V259H170ZM242 258V257H241ZM44 259V260H43ZM54 259V260H53ZM58 259V260H57ZM69 259V261H67V260ZM79 259V260H78ZM87 259V260H86ZM207 259V258H206ZM112 260H114V258H111V261L109 260V261H107L106 263H112ZM116 260V259H115ZM208 260V259H207ZM5 263H4V262ZM85 261V262H84ZM39 262V263H38ZM43 262H45V263H43ZM68 262V263H67ZM84 262V263H83ZM259 262H262V261H259ZM135 264V263H134ZM218 264H227V260H222V262L220 263V261H218Z\"/></svg>",
  "mask_w": 264,
  "mask_h": 264
},
{
  "label": "water",
  "instance_id": "obj_3",
  "mask_svg": "<svg viewBox=\"0 0 264 264\" xmlns=\"http://www.w3.org/2000/svg\"><path fill=\"white\" fill-rule=\"evenodd\" d=\"M159 249L163 250V247L152 244L149 246V248L145 249L141 253L126 256L125 258H123L121 260V262L119 264H127L133 260H139L141 258H150V257H152V253H153V252H151V250L157 251ZM193 250L194 249H192V248L184 250L183 252L180 253L179 257H176L173 260L172 264H180L181 261H186V260L192 264H211L210 261L205 258L204 254H198V253L197 254H191L193 252Z\"/></svg>",
  "mask_w": 264,
  "mask_h": 264
},
{
  "label": "crops",
  "instance_id": "obj_4",
  "mask_svg": "<svg viewBox=\"0 0 264 264\" xmlns=\"http://www.w3.org/2000/svg\"><path fill=\"white\" fill-rule=\"evenodd\" d=\"M175 212H176V211H169V213L163 212V213H162L163 215H167V214H168L169 216H163V215H162V216H163L164 218L168 219V218L171 217V213L174 214ZM181 221H182V219H181ZM258 241H259V242H256V243L253 244V245L250 244V246L253 247V249H255V248L257 247L258 243H260V238L258 239ZM235 245H237V244H235ZM254 245H256V246H254ZM218 247H219V246H218ZM214 248H215V249H214ZM214 248H213V249L216 250V253H220V255H223V256L226 255V254L223 252V250H219V249H217V246L214 247ZM238 248H239V247H238V245H237V248H235L234 250L237 251V252L239 251L238 254L240 255V252H242L244 249H243V248H241V249L239 248V249H238ZM242 249H243V250H242ZM211 251H213V250H211ZM229 254H230V253H229ZM226 256H228V254H227ZM241 257L244 258V255L239 256L238 259H242ZM206 258H207V259H208V258H209V259H213L212 257H211V258H210V257H206ZM215 260H216V259H215ZM219 261H220V263L222 262L221 260H219ZM116 262H117V260H115L114 263H116Z\"/></svg>",
  "mask_w": 264,
  "mask_h": 264
},
{
  "label": "snow or ice",
  "instance_id": "obj_5",
  "mask_svg": "<svg viewBox=\"0 0 264 264\" xmlns=\"http://www.w3.org/2000/svg\"><path fill=\"white\" fill-rule=\"evenodd\" d=\"M169 251H175V249H169Z\"/></svg>",
  "mask_w": 264,
  "mask_h": 264
}]
</instances>
